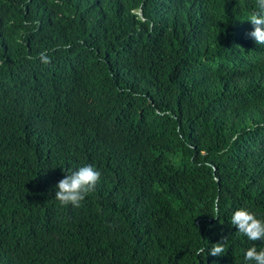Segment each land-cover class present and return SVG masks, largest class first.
<instances>
[{
    "label": "trees",
    "instance_id": "obj_1",
    "mask_svg": "<svg viewBox=\"0 0 264 264\" xmlns=\"http://www.w3.org/2000/svg\"><path fill=\"white\" fill-rule=\"evenodd\" d=\"M255 5L0 0V264H250L264 242L230 218L264 220ZM89 164L95 190L61 206Z\"/></svg>",
    "mask_w": 264,
    "mask_h": 264
},
{
    "label": "clouds",
    "instance_id": "obj_2",
    "mask_svg": "<svg viewBox=\"0 0 264 264\" xmlns=\"http://www.w3.org/2000/svg\"><path fill=\"white\" fill-rule=\"evenodd\" d=\"M248 21L253 26V30L248 34L258 45H264V0H256L255 11L250 14ZM43 64H49L50 57L46 52L38 54ZM64 171V178L55 186V200L61 206L71 205L80 207L86 196L92 193L97 183L101 179V173L93 165H83L76 170L68 169ZM230 223L236 230L253 242H264V220L258 219L254 213L246 209L236 210ZM204 249L198 251V255L204 253ZM225 248L221 242H217L212 248L207 250V255L222 256ZM244 259L250 264H264V249L257 250L253 245L244 253Z\"/></svg>",
    "mask_w": 264,
    "mask_h": 264
}]
</instances>
